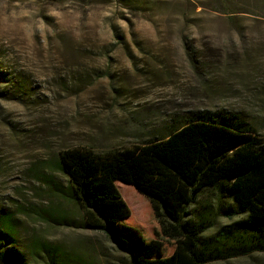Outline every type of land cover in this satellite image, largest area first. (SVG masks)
I'll return each mask as SVG.
<instances>
[{
	"label": "rangeland",
	"instance_id": "obj_1",
	"mask_svg": "<svg viewBox=\"0 0 264 264\" xmlns=\"http://www.w3.org/2000/svg\"><path fill=\"white\" fill-rule=\"evenodd\" d=\"M201 111L237 115L264 137V0H0V210L27 264H46L33 241L64 264H126L102 233L78 227L59 153L143 144ZM116 187L126 224L172 255L148 199ZM211 264H264V253Z\"/></svg>",
	"mask_w": 264,
	"mask_h": 264
},
{
	"label": "trees",
	"instance_id": "obj_2",
	"mask_svg": "<svg viewBox=\"0 0 264 264\" xmlns=\"http://www.w3.org/2000/svg\"><path fill=\"white\" fill-rule=\"evenodd\" d=\"M53 168L65 177L60 192L83 213L78 227L102 233L126 264H211L264 253V137L237 115L193 113L165 136L101 154L68 149ZM117 181L148 199L161 234L175 242L172 255L162 257L157 241L126 224L130 209ZM210 191L214 212L200 205ZM13 221L0 210V264H27ZM57 252L41 241L29 251L46 264H64Z\"/></svg>",
	"mask_w": 264,
	"mask_h": 264
}]
</instances>
